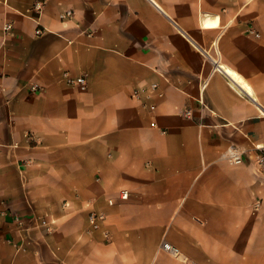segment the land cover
Instances as JSON below:
<instances>
[{"label":"crops","instance_id":"obj_1","mask_svg":"<svg viewBox=\"0 0 264 264\" xmlns=\"http://www.w3.org/2000/svg\"><path fill=\"white\" fill-rule=\"evenodd\" d=\"M257 146L264 0H0V264H264Z\"/></svg>","mask_w":264,"mask_h":264},{"label":"built area","instance_id":"obj_2","mask_svg":"<svg viewBox=\"0 0 264 264\" xmlns=\"http://www.w3.org/2000/svg\"><path fill=\"white\" fill-rule=\"evenodd\" d=\"M36 8L37 9H41L40 3L36 4ZM72 12L68 11L63 17H67V16H71ZM13 29V24L10 22L5 23L4 25V31L5 32H10ZM44 31V29L38 28L36 30L37 34H42ZM67 76V75H66ZM67 83L70 85H76L78 87H80L81 89L85 90L87 89V79L82 76V77H77V78H70L69 76H67ZM151 88L156 89L157 88V84H152ZM33 90L36 88H32ZM145 92V89H137L133 92V96L135 98H140L141 95ZM151 109L153 110L155 108L154 105L150 106ZM190 112H188L187 114H189ZM257 149L259 150L258 154H256L254 156V159L256 161V163L258 164V166L261 168V170L264 172V146H257ZM229 162L233 163V164H241L243 162V158H242V153L234 146H231L230 148H228L226 156H225ZM129 196L128 191L123 190L121 192V198L122 199H127ZM110 204H113L112 201H110ZM1 214V212H0ZM105 218V216L103 214L100 213H92L90 215V222L93 225L94 228H98L100 225V221H103ZM164 249L167 250L168 252L174 254L175 256H180V251L178 250V248L168 244V243H164Z\"/></svg>","mask_w":264,"mask_h":264}]
</instances>
